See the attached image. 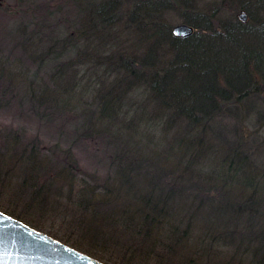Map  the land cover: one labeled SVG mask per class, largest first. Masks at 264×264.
Segmentation results:
<instances>
[{
  "label": "trees",
  "instance_id": "trees-1",
  "mask_svg": "<svg viewBox=\"0 0 264 264\" xmlns=\"http://www.w3.org/2000/svg\"><path fill=\"white\" fill-rule=\"evenodd\" d=\"M17 16L33 27L0 59V109L56 130L0 120L2 211L52 216L106 264H264V0H20ZM79 140L103 142V174Z\"/></svg>",
  "mask_w": 264,
  "mask_h": 264
},
{
  "label": "rangeland",
  "instance_id": "rangeland-1",
  "mask_svg": "<svg viewBox=\"0 0 264 264\" xmlns=\"http://www.w3.org/2000/svg\"><path fill=\"white\" fill-rule=\"evenodd\" d=\"M19 2L20 0H0V59L1 60H5V58H9L10 60L12 59L14 62H18L17 59H22L21 58L22 51L19 47H17L18 46L17 44L21 41L20 36H18V34L22 32L21 31L22 29H24L25 31H30L33 27L32 24L30 25L24 24L21 21V19L17 16ZM25 2L32 3L35 5L44 4V6H47V7L50 6V8H53L58 3L65 2V0H25ZM241 13H244V11L239 12V14ZM169 20L172 22V24L174 23L173 27L177 24L182 23L180 22L179 17L177 15L170 16ZM35 40H38V38H36ZM42 46L44 49L46 48L45 43H42ZM73 56H75L74 50L73 49L67 50L65 55L61 57L59 61L71 58ZM24 57L25 56L23 55V58ZM3 86L4 84L0 83V89L3 88ZM2 105L3 106L6 105V100L2 102ZM7 105L10 108L8 107V108L0 109V120L1 121L8 122V123L15 122L22 129H26L28 133L33 134L34 132H36L40 137L41 136L44 137V139H47V140L52 139L50 133L56 130L53 120L52 122L54 125H46L45 122H42V124H40L38 121H34V119L28 120L24 115H21L15 106L10 105V104H7ZM57 124L59 128H61L60 126L63 125L60 123H57ZM69 125L70 123H68V125H65V126L66 127L68 126V129L66 130H68V133L71 134L70 129H73V128L71 127V125L70 126ZM65 138H68V137L65 136ZM101 143L103 142L101 140H98L96 142V147H95L94 146L95 144H93V142H90V144H88L86 141L83 142V140H79L72 145L77 160L82 165V167L86 169L87 171H97L102 174L104 171H106L104 164L106 165L107 160H105L104 154L100 153V151L103 152V149H104V146H102ZM4 203L5 201L3 199H0V207H1L0 211H2L3 209L2 207H7V205ZM9 208L11 210H14L11 207ZM15 211L19 213L18 210H15ZM29 216L31 217H28V218L40 227L39 231L44 232L45 234L51 236L52 238L58 241H61L76 250H79L77 249V247L78 248L81 247L83 250H86L81 245L78 244V242L76 241V237H72V235L66 231L67 227L65 226L66 227L65 228L62 225L61 221L59 222L57 221V219L51 218L52 216H46L45 219L39 218L35 214H29ZM65 241L69 243H66ZM79 251L83 252L82 250H79ZM85 254L91 256L90 254L92 253H85ZM93 256L97 258L102 255L95 253V255L92 254L91 257ZM112 260H115V259H112ZM118 260H116L117 261L116 264H119Z\"/></svg>",
  "mask_w": 264,
  "mask_h": 264
},
{
  "label": "water",
  "instance_id": "water-1",
  "mask_svg": "<svg viewBox=\"0 0 264 264\" xmlns=\"http://www.w3.org/2000/svg\"><path fill=\"white\" fill-rule=\"evenodd\" d=\"M239 18L247 21L245 13ZM172 32L176 37H189L194 28L181 23L175 25ZM0 218L2 264H104L1 211Z\"/></svg>",
  "mask_w": 264,
  "mask_h": 264
},
{
  "label": "snow or ice",
  "instance_id": "snow-or-ice-1",
  "mask_svg": "<svg viewBox=\"0 0 264 264\" xmlns=\"http://www.w3.org/2000/svg\"><path fill=\"white\" fill-rule=\"evenodd\" d=\"M0 220H2V218H0ZM0 231H3L2 227H0ZM0 264H2V261H0Z\"/></svg>",
  "mask_w": 264,
  "mask_h": 264
}]
</instances>
